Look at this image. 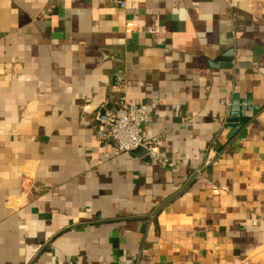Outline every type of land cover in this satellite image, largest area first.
Segmentation results:
<instances>
[{
    "label": "crops",
    "instance_id": "crops-1",
    "mask_svg": "<svg viewBox=\"0 0 264 264\" xmlns=\"http://www.w3.org/2000/svg\"><path fill=\"white\" fill-rule=\"evenodd\" d=\"M0 264H264V0H0Z\"/></svg>",
    "mask_w": 264,
    "mask_h": 264
},
{
    "label": "built area",
    "instance_id": "built-area-1",
    "mask_svg": "<svg viewBox=\"0 0 264 264\" xmlns=\"http://www.w3.org/2000/svg\"><path fill=\"white\" fill-rule=\"evenodd\" d=\"M125 6V3L122 4ZM149 122V111L146 104L130 103L122 96L116 108L108 110L97 132L100 141L111 143L116 154H131V152L143 148L147 155L159 163L174 166V161L162 156L157 150L160 145L159 137H149L146 126ZM207 160L202 166L191 173L192 181L205 183L212 190H219V186L205 179L203 170L209 165Z\"/></svg>",
    "mask_w": 264,
    "mask_h": 264
},
{
    "label": "water",
    "instance_id": "water-1",
    "mask_svg": "<svg viewBox=\"0 0 264 264\" xmlns=\"http://www.w3.org/2000/svg\"><path fill=\"white\" fill-rule=\"evenodd\" d=\"M131 155L134 157H142L147 155V150L143 149V148H139L133 152H131Z\"/></svg>",
    "mask_w": 264,
    "mask_h": 264
}]
</instances>
